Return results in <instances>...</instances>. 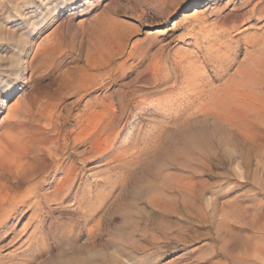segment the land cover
Instances as JSON below:
<instances>
[{
  "label": "rangeland",
  "instance_id": "374dc122",
  "mask_svg": "<svg viewBox=\"0 0 264 264\" xmlns=\"http://www.w3.org/2000/svg\"><path fill=\"white\" fill-rule=\"evenodd\" d=\"M163 1L170 2L169 9L173 7L168 16L150 14L141 19L144 8ZM200 2L0 0V56L10 55L12 50L3 53L9 39L23 38L26 30L35 28L33 23L52 21L54 14L58 17L37 40L56 32L53 41L59 44L34 77L29 72L18 93L4 104L0 135L8 128V108L20 101L26 103V110L23 103L18 104L23 124L40 114L57 117L78 100L75 95L64 96L65 78L96 60L95 44L102 37V24L110 20L129 33L123 45L125 55L117 57L115 65L123 64L133 45L149 37L156 39L151 56L160 46H166L170 59L176 50L195 52L189 30L197 23L186 29L188 23L182 22L194 12L199 20L218 22L236 36L264 31V0ZM147 58L132 79L123 81L130 84L123 91L128 96L114 93L118 86L84 93L83 104H99L104 127L101 158L96 163L90 154L85 185L74 182L69 192L59 196L58 181L44 188L51 194L41 204L43 217L31 225L42 227L38 233L42 246L34 260H29L22 242L10 243L31 213L10 221L14 233L0 242V264H60L63 260L81 264L89 252L103 255L88 264H264V89L253 110L204 108L199 102L191 109L184 102L180 107L174 102L162 104V95L173 88L154 90L156 83L149 77L154 62ZM87 68L83 72L94 73ZM207 74L208 89L222 85V79H212V70ZM84 111L87 115L94 110ZM96 166L97 175L90 171ZM62 176L59 173L56 179ZM8 184L6 178L0 180V186Z\"/></svg>",
  "mask_w": 264,
  "mask_h": 264
},
{
  "label": "bare ground",
  "instance_id": "6f19581e",
  "mask_svg": "<svg viewBox=\"0 0 264 264\" xmlns=\"http://www.w3.org/2000/svg\"><path fill=\"white\" fill-rule=\"evenodd\" d=\"M200 4V0H197V5ZM169 6H171L169 1H163L160 6L144 8L141 19L145 20L150 14L154 18L159 16L165 18L173 8L169 9ZM197 13L194 12L182 19V22L188 23L184 26L186 29H189L192 22L197 23L189 30L190 38L196 48L195 52L176 50V52L173 51L175 53L170 59L166 46H160L151 56L149 51L156 45V39L152 40L149 37L143 43L133 45L130 52H126L128 58L120 65H115V59L125 55L123 45L129 33L121 25L108 18L110 21L102 24V37H100L102 39L98 37L99 41L95 44L98 57L87 65L88 68L86 66L87 70H93L94 73L88 74L83 72L86 68H80L74 75L65 78L62 86L64 96H78L76 102L67 106L57 117L45 116L43 118V114H40L37 120L33 119L23 124L18 118V104L23 103L25 108L26 103L20 101L16 105L12 104L13 106L7 107L8 128L0 135V180L6 178L10 185L0 186V242L14 233L12 226H9L10 221L19 220L27 213H31L23 230L13 234L10 243L16 240L20 245L23 243L21 248H26L29 260L35 259L42 246L43 240L38 237L42 227L35 224L37 226L32 228L31 225L43 217L45 209L41 207V204L48 201L51 194L45 192L44 188L58 181L60 188L57 190L60 192L57 196H59L69 192L74 182L80 180V184L85 185L84 176L87 171L85 167L88 159H95L93 161L98 163L101 158L104 127L101 125L100 114L97 112L99 104L97 101L83 104L87 96L84 93L89 91L97 93L109 86H118V90L114 93L123 92L130 85L123 84V81L131 78L135 72L137 73L146 57H150L154 62L149 73L150 80L156 83L154 90L159 93L169 86L173 88L162 95L160 98L162 104L169 105L174 102L177 107H180V102H184L191 109L190 106L199 102L204 108L217 106L225 109L241 106L253 110L260 103L261 92L264 89V31L254 34L242 33L236 36L219 26L218 22L208 24V20H199ZM57 17L58 14H54L52 21H44L41 25L33 23L36 25L33 26L35 28L30 31L26 30L23 38L9 39L8 47L3 53L12 50L10 55L6 56L7 58L0 56V113L3 112L7 100L12 99L18 93L27 74L31 72V77H34L41 65L58 50L59 44L53 41L56 32L53 34L50 32L52 35L48 34L50 36L47 38L45 36L40 42L37 40ZM112 42L115 43L116 50L115 47L111 48ZM104 70H106L105 73L102 72ZM208 70L214 73L212 79H222L221 86L207 88L208 85L204 84V79L208 75ZM47 78L50 77H44V79ZM123 93L127 96L129 94L128 92ZM146 95L143 96L146 97ZM84 109L94 111L86 115L83 113ZM73 111H78L75 116ZM15 126L21 127L13 131L12 127ZM97 168L99 169V166L90 171L95 170L97 175ZM59 173L63 176L57 180L56 176ZM82 193L85 196L86 192ZM97 196L96 192L95 198ZM22 232L25 233L20 237Z\"/></svg>",
  "mask_w": 264,
  "mask_h": 264
},
{
  "label": "clouds",
  "instance_id": "9594fccd",
  "mask_svg": "<svg viewBox=\"0 0 264 264\" xmlns=\"http://www.w3.org/2000/svg\"><path fill=\"white\" fill-rule=\"evenodd\" d=\"M102 255L103 254L99 252H89L87 256L82 258L81 264H88L89 261H92L95 258L100 257ZM60 264H73V262L71 260H63L60 261Z\"/></svg>",
  "mask_w": 264,
  "mask_h": 264
}]
</instances>
